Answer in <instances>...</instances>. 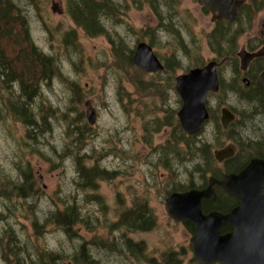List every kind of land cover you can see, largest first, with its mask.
Segmentation results:
<instances>
[{"label":"rangeland","instance_id":"1","mask_svg":"<svg viewBox=\"0 0 264 264\" xmlns=\"http://www.w3.org/2000/svg\"><path fill=\"white\" fill-rule=\"evenodd\" d=\"M13 1L23 10L29 40L44 54L54 55L56 62L49 80L47 71L39 78L40 66L23 67L13 61V73H21L26 81L13 80L5 88L0 74V96L3 92V96H9L13 90L14 95L22 94L23 85L27 93L28 81H36L37 97L32 99L30 108L43 110L41 102L49 103L58 110V117L51 120L50 133L30 139L25 126L11 115L19 97L9 96L0 104V264H156L169 253L182 264H198L191 252L192 234L183 223L173 221L164 209V199L172 187L203 183L185 158L167 156L163 150L166 140L172 137L165 116L169 109L175 108L177 112L180 107L178 95L171 88L174 80L170 82L171 75L164 71L149 74L138 66L142 73L137 68L123 66L112 51L113 44L119 41L136 46L143 30L155 29L158 18L148 0H113L120 8L115 17L105 22L107 37L88 36L76 26L68 13V0ZM53 2L62 10L61 14L52 12ZM180 10L181 32L191 52L205 64L214 58L208 41L215 25L213 18L196 0H180ZM172 18L178 24V17ZM73 29L77 44H66L63 42L66 33ZM14 30L21 33L16 25ZM160 36L161 45L152 48L163 62L162 57L171 50L164 44L165 33L161 32ZM258 36H264V11L255 14L250 29L238 39V50ZM17 40L14 34L8 44L0 45L7 59L14 60L17 52H22L19 49L23 46ZM178 56L181 65L186 66L187 57L180 50ZM187 70L175 68V75ZM219 71L222 85L217 94L208 95L209 112L218 107L219 122V108L224 104L236 107L238 115L226 133L209 119L196 141L212 150L233 142L238 152L241 149L248 152L249 145L263 141L264 112L257 102L245 105L241 102L238 95L243 87L241 78L238 89L234 90L236 75L230 64L222 65ZM66 107L73 109L70 116L77 123H83L79 115L93 130L79 154L97 156L100 168L111 175L109 180L97 181V191L78 185L76 150L64 149L67 129L59 110ZM88 110L94 111L93 124L87 122ZM155 118L162 119L164 125L155 127L151 122ZM188 157L190 152L186 154ZM92 163L93 158L86 160L87 165ZM28 170L32 172L34 193L26 190L19 194L7 188L10 180L18 181L15 186L24 183L23 173ZM26 186L29 188V183ZM96 193L102 199L94 198ZM76 206L81 216L89 219V224H75ZM144 206L150 209L155 221L151 230L126 231L117 227L121 209L137 210ZM60 214H65V223L60 221ZM126 241L131 242L129 246L139 245L141 254L131 253ZM82 256H85L83 263Z\"/></svg>","mask_w":264,"mask_h":264},{"label":"trees","instance_id":"2","mask_svg":"<svg viewBox=\"0 0 264 264\" xmlns=\"http://www.w3.org/2000/svg\"><path fill=\"white\" fill-rule=\"evenodd\" d=\"M264 0H249L247 1L239 10L237 18L234 22L229 23L226 21H215L214 28L208 34L209 47L212 49L214 54V60L220 62L224 60V64H230L233 68V71L236 76L233 80L234 85L232 88L234 90L238 89V80L243 75H248L242 73L238 67V58L236 53L238 51L239 38L252 26V22L256 13L264 11ZM96 2L97 4H94ZM148 4L157 15L158 24L155 29H149L140 34L137 38V41L147 40L149 45L152 47H159L162 43V37L160 33H165L167 38L164 42L165 45H168L170 48V53L165 54V57H162L164 68L162 71L170 74V82L175 78V68L190 69L192 67H198L203 65L201 57L194 55L189 47V43L186 41L184 35L181 32L182 23H181V10H180V0H148ZM120 6L113 0H68V13L75 23L76 26L80 27L85 34L88 36H108V30L106 28L107 20L112 17H115ZM173 15L178 17V24H175L173 20ZM246 19H243V17ZM15 25L19 28L20 34H17L14 30ZM75 29L68 30L66 33V39L63 40L66 44H77L75 40ZM18 38V45L23 47L17 52L15 59H7L5 53L0 49V70H1V83L4 87L7 88L10 86L13 80L26 81L24 77L22 78L21 73H13V66L11 63L15 61L20 63L23 67L26 65H38L41 68L39 78L44 75V71H47V78L51 80L52 72H54L56 57L54 55L44 54L43 51L39 50L28 36L27 21L23 10H21L13 0H0V45L3 47L5 44H8L7 41L10 40L13 36ZM146 34H149L150 38ZM251 41L248 42V45ZM262 43L261 41H258ZM135 45L130 47L124 42L119 41L114 43L112 51L116 59H118L123 66H128L131 68H137L132 61ZM181 51L184 56L187 57L188 64L186 66L181 65V59L178 56V51ZM22 56H20V55ZM222 64V65H224ZM138 69V68H137ZM16 71V70H15ZM139 72H143L142 69H138ZM161 71V72H162ZM31 73L30 75H33ZM26 74H24L25 76ZM28 76V75H27ZM220 81L222 84V77L220 76ZM30 89L26 91V87L22 86L23 93L18 92V95H14L16 92L13 90L9 96H18L19 99L16 101L11 109V115L14 117V121H19L25 126V134L30 139H36L38 135H44L45 133H50L52 131V119L58 117V110L55 107H52L51 104L41 102L44 108L40 107L37 111H33L30 107L32 105V99L37 97L36 95V81H28ZM155 90L157 85L153 83ZM171 88H174V83H171ZM240 93L239 97L241 102L245 104H251L253 102L264 103V99L260 97L252 96V88H244L238 90ZM4 93V92H3ZM3 93L0 96V104L2 105L3 101L9 96H3ZM10 103L13 102L12 99L9 100ZM178 105L181 103L180 99L177 97ZM42 106V105H41ZM176 109L171 108L167 111L165 118L167 119V125L171 126L170 139H167V144L164 145V152L167 156L181 157L186 159L189 164H192L193 171L199 174L203 180L201 185L189 184L184 188H181L182 184L179 186H174L168 190V194L172 191H185L190 188H203L206 186V177L208 173L216 178H221L223 175L222 169L224 168L225 172L239 170L244 164L239 165V157L236 155L234 158L228 160L222 166L215 162L213 156V150L210 149V146L203 144L202 142H197L196 136H187L181 129L179 122L176 117ZM218 107L210 110V120L214 121L219 129H221L220 123L217 120ZM60 117L64 121V124L67 129L65 133L67 141L64 145V149H67L68 152L76 150L75 157V167L80 179L79 186L81 188H94L98 190V180H109L111 178L110 173H108L103 168L99 166L98 157L93 155H80L78 150L85 145L86 137L93 135L92 127L89 126L83 118L78 115V119L82 120L81 122H76V118L71 117L70 114L73 113L72 108L66 107L63 111L59 110ZM2 120V116H0ZM155 127L163 126L164 123L162 119L155 118L151 121ZM226 133V131H223ZM215 147V146H214ZM190 152L191 157L186 158V154ZM207 153H209L207 155ZM200 154V156H199ZM93 158V163L91 165L86 164V160ZM202 162H200L201 160ZM186 163V162H185ZM239 165V167H237ZM213 166L217 167L213 169ZM233 170V171H235ZM218 171V172H217ZM23 173L24 183H18L15 186V183L18 181L11 182L7 184V188H11L17 191L19 194L25 193L26 190H33L32 186V172L31 170ZM208 181V180H207ZM29 183V188L24 187V184ZM27 188V189H25ZM216 199L214 201L203 200L201 204L202 211L204 213L211 210H219L225 212L229 208L236 204V198L234 196L224 193L218 186L215 187ZM96 199H102V196L99 193H96L94 196ZM79 208L76 206V225L78 223H87L89 224V219H85L81 216ZM150 209L144 206L141 209L131 210L129 208L121 209L118 213V218L116 225L120 229L126 231H148L155 226V221L150 216ZM60 221L65 223V214L61 215ZM183 225L186 227L189 233H193L194 229L192 224L189 222H184ZM69 226V225H68ZM230 230V227L227 226L223 231ZM128 250L133 254H141V247L129 246L131 245L130 241H126ZM179 253V252H178ZM81 259V258H80ZM85 256H82L80 260L83 263ZM76 260V259H75ZM22 262V260H20ZM77 262V260H76ZM192 261V259L190 260ZM156 264H182L181 260H178L174 254L169 253L163 255L161 259L156 262Z\"/></svg>","mask_w":264,"mask_h":264},{"label":"water","instance_id":"3","mask_svg":"<svg viewBox=\"0 0 264 264\" xmlns=\"http://www.w3.org/2000/svg\"><path fill=\"white\" fill-rule=\"evenodd\" d=\"M245 0H197L198 5L206 7L214 20L233 22ZM56 2L52 12L58 14ZM264 55V46L257 52H248L242 46L237 53L240 69L246 71L255 57ZM134 65L147 73H156L163 64L145 41H140L134 50ZM218 63L210 60L201 67H193L175 77V91L181 106L177 118L187 135H197L203 123L209 118L206 108L208 92H217L219 79ZM243 82L248 84L247 78ZM258 85L264 87V71L258 76ZM220 122L224 129L234 119V114L226 107L220 110ZM86 119L94 123L95 114L88 110ZM234 150L226 146L214 150L218 162L232 156ZM222 188L228 195L237 198L238 204L230 211L222 213L211 210L204 213L202 200L214 201L215 186ZM164 209L175 222H190L194 233L190 237L191 252L199 264H264V160L254 158L238 173L225 174L217 179L208 178L207 186L190 188L183 192L173 191L164 199ZM232 230L222 232L226 226Z\"/></svg>","mask_w":264,"mask_h":264},{"label":"flooded vegetation","instance_id":"4","mask_svg":"<svg viewBox=\"0 0 264 264\" xmlns=\"http://www.w3.org/2000/svg\"><path fill=\"white\" fill-rule=\"evenodd\" d=\"M249 41H251L250 44L249 45L247 44V47L246 46L245 47H246V50H248L250 52H257V51H259L264 46V36H258V37H256L254 39V41L253 40H249ZM258 41H261L262 43H259ZM218 69H219V65H218ZM263 71H264V55H261V56H258V57L253 58L251 60V62L249 63L246 71L244 72V73H246L248 75L250 74L249 77H246L247 80H248V84H245V83L242 82V77L243 76H248V75H243L241 77V79H240L241 85L244 88H250V87L252 88V90H253L252 96H254V97H260L262 99H264V87L258 85L257 81H258L259 74L261 72H263ZM0 74H1V72H0ZM219 89H220V87H219ZM209 94L211 95V93H208V95ZM238 94L240 95L239 92H238ZM208 97H210V96H207V103H208ZM258 106L260 107L261 111L264 112V103H259ZM223 107L228 108L234 114V120L231 122V124H232L236 120V117L238 115L237 110L235 109L236 107H234V106L233 107L232 106L229 107V106H225L224 104L221 105L220 108H219V116H220V110ZM219 123H220V120H219ZM225 146H231L233 148L234 152H233L232 156L224 159L219 164L222 166L223 164H225V162H227L228 160H230V159L234 158L236 155H238V157L240 158L239 159V162H240L239 165H241V164H244V165L239 170H235V168H234L233 170H235V171L232 170V171H229V172H225L224 171V168H223V176L225 174H229V173H238L239 171H241L251 161V159L258 158V159L264 160V136H263V141H261L260 144L255 145V146L249 145L248 152H245V149H241L238 152V147L233 142L228 143ZM250 149H253V151L251 152ZM239 165L237 167H239ZM220 189L224 193H226L222 188H220ZM207 201H209V200H207ZM237 204H238V200L236 201V204L235 205H233V206H231L229 208V210H226L225 212H222V213H226V212L230 211Z\"/></svg>","mask_w":264,"mask_h":264}]
</instances>
